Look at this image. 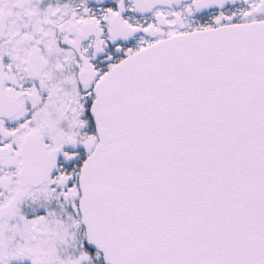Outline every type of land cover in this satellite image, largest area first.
<instances>
[{
	"label": "snow or ice",
	"instance_id": "6c2138e0",
	"mask_svg": "<svg viewBox=\"0 0 264 264\" xmlns=\"http://www.w3.org/2000/svg\"><path fill=\"white\" fill-rule=\"evenodd\" d=\"M0 264H264V0H0Z\"/></svg>",
	"mask_w": 264,
	"mask_h": 264
}]
</instances>
